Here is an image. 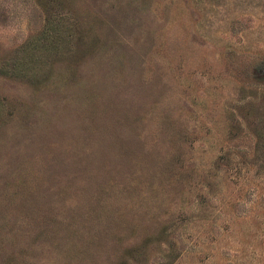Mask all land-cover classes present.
Returning <instances> with one entry per match:
<instances>
[{
	"label": "rangeland",
	"instance_id": "374dc122",
	"mask_svg": "<svg viewBox=\"0 0 264 264\" xmlns=\"http://www.w3.org/2000/svg\"><path fill=\"white\" fill-rule=\"evenodd\" d=\"M0 264H264V0H0Z\"/></svg>",
	"mask_w": 264,
	"mask_h": 264
}]
</instances>
